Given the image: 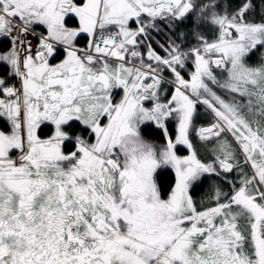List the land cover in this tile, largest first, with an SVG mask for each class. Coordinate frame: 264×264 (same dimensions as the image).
<instances>
[{
	"label": "snow or ice",
	"instance_id": "snow-or-ice-1",
	"mask_svg": "<svg viewBox=\"0 0 264 264\" xmlns=\"http://www.w3.org/2000/svg\"><path fill=\"white\" fill-rule=\"evenodd\" d=\"M0 264H264V0H0Z\"/></svg>",
	"mask_w": 264,
	"mask_h": 264
}]
</instances>
